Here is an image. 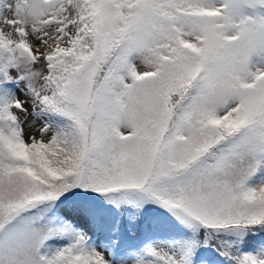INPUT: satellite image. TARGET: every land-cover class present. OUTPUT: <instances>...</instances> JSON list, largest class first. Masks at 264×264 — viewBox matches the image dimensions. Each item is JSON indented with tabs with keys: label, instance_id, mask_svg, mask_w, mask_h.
Here are the masks:
<instances>
[{
	"label": "snow or ice",
	"instance_id": "6c2138e0",
	"mask_svg": "<svg viewBox=\"0 0 264 264\" xmlns=\"http://www.w3.org/2000/svg\"><path fill=\"white\" fill-rule=\"evenodd\" d=\"M0 264H264V0H0Z\"/></svg>",
	"mask_w": 264,
	"mask_h": 264
}]
</instances>
